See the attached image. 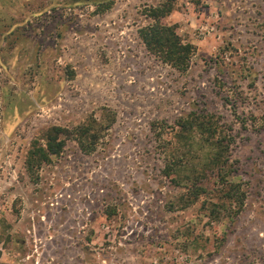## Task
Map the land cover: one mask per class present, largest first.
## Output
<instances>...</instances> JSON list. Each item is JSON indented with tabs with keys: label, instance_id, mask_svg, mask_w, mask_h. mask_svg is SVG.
I'll use <instances>...</instances> for the list:
<instances>
[{
	"label": "rangeland",
	"instance_id": "374dc122",
	"mask_svg": "<svg viewBox=\"0 0 264 264\" xmlns=\"http://www.w3.org/2000/svg\"><path fill=\"white\" fill-rule=\"evenodd\" d=\"M165 3L185 72L139 36ZM0 264H264V0H0Z\"/></svg>",
	"mask_w": 264,
	"mask_h": 264
},
{
	"label": "trees",
	"instance_id": "16d2710c",
	"mask_svg": "<svg viewBox=\"0 0 264 264\" xmlns=\"http://www.w3.org/2000/svg\"><path fill=\"white\" fill-rule=\"evenodd\" d=\"M172 10L173 7L170 3L150 8L147 14L150 22L139 29V36L146 48L163 63L185 72L189 68V58L193 52V47L190 44L182 43L174 27L162 22V19L167 17ZM183 126L192 129L195 125L194 123H185ZM93 128L94 126L92 124L89 126V123L81 125L78 128L80 136L90 138L89 144L84 141V138L80 139L79 142L81 149L86 153H91L94 150V144L98 139L97 135H92L95 134ZM65 136H67V129L65 128L53 127L49 129L45 135V144L36 143L35 145H38L34 150L30 151L25 163L28 169L32 170L33 167L50 163L54 157H58L65 148ZM217 142L218 145L223 147L220 140ZM172 162L175 163V161ZM225 163L217 165V173L220 180L227 184L228 180L226 176L230 174V171ZM171 168L172 166H167V170L165 171V175L168 177L172 174ZM193 185L196 186L195 184ZM204 191L205 189L201 187H191L189 195L196 200Z\"/></svg>",
	"mask_w": 264,
	"mask_h": 264
}]
</instances>
